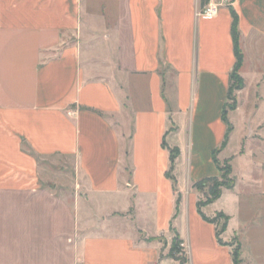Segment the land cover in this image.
Returning <instances> with one entry per match:
<instances>
[{
	"label": "crops",
	"instance_id": "0c3cea01",
	"mask_svg": "<svg viewBox=\"0 0 264 264\" xmlns=\"http://www.w3.org/2000/svg\"><path fill=\"white\" fill-rule=\"evenodd\" d=\"M207 2L0 0V264H181L176 237L185 264H234L244 231L242 264H264V218H241L264 201V0L199 19ZM226 162L201 211L230 218V246L194 187Z\"/></svg>",
	"mask_w": 264,
	"mask_h": 264
},
{
	"label": "trees",
	"instance_id": "16d2710c",
	"mask_svg": "<svg viewBox=\"0 0 264 264\" xmlns=\"http://www.w3.org/2000/svg\"><path fill=\"white\" fill-rule=\"evenodd\" d=\"M234 15V22H233V26H232V36H233V42H234V51H235V56L237 59L236 62V66L234 68V71L232 72L231 75V79H230V93L229 96L232 97V92L234 91V89L236 90H242L244 88V80L243 78L240 76V70L243 66V62H244V56L240 47V35H239V31H238V20L235 14ZM234 105L229 108L228 110H234L236 107V100L233 101ZM227 106L226 109L224 111V119L226 122H228L227 120ZM178 155V151H174L172 152V163H174V160L176 158V156ZM220 171L223 174L224 173V169L223 167H220ZM228 172L231 174V167H228ZM219 182V178H208L205 179L197 184H195V188L198 190H201L203 187H205L208 183H218ZM233 186V184L227 186V185H219L217 188L212 186L210 187V197L209 199L205 202L204 206L210 205L212 203H214L215 201H217L218 199H220L221 195H222V190L223 188H228L230 189ZM202 208V204L199 203L198 204V210L199 213L201 214L202 218L211 224L216 225L217 227V238H218V242L221 245H225V246H230V244H225L220 236L226 232V229L228 227V223L230 218L226 215H224L223 213H219L216 215V218L210 219L207 218L201 211ZM223 221V225L221 227V229L219 228V224L218 221ZM172 251L174 253H180V242L179 239L176 237L174 243H173V247H172ZM233 263L234 264H242V254H241V247L240 245H237L236 248L233 249Z\"/></svg>",
	"mask_w": 264,
	"mask_h": 264
},
{
	"label": "rangeland",
	"instance_id": "374dc122",
	"mask_svg": "<svg viewBox=\"0 0 264 264\" xmlns=\"http://www.w3.org/2000/svg\"><path fill=\"white\" fill-rule=\"evenodd\" d=\"M244 86H245V83H244ZM240 90H236L234 89V91L232 92V97H230V103L228 104V108H231L234 103L233 101L236 100L235 97H236V92H238ZM247 128H246V131L243 133V131H239L238 135H237V138L235 139V141L233 142V146H238V143L240 141V139H242V137H245L246 136V133H247ZM237 148V147H236ZM224 166L223 169H224V173L221 175V177L219 178V182L218 183H208L205 187H203L200 191L202 193V198L200 199V203L202 204V207L204 206L205 202L209 199L210 197V187L214 186V187H218L219 185H231V184H234L233 182V179L231 178L232 176V168H231V174L228 172V167H231V165L229 164V162L223 164ZM233 167H234V172L233 174L235 175V177H237V180L240 179L239 177H241V175L243 174V161L241 159H239L238 161H236L234 164H233ZM71 169H67V172L70 173ZM68 175V174H67ZM72 174L70 173V175L68 176L71 177ZM63 189V188H62ZM66 190V189H64ZM69 190V189H68ZM70 191V190H69ZM68 191V192H69ZM259 198V197H258ZM248 201H249V204H251L252 206H246L243 210H242V213H241V218L243 220V218L245 217L246 219H254L256 220L257 222H261L262 221V218H264V201H261L262 199L258 200L256 198L253 197L252 194L250 193H247V198H246ZM254 202L257 203V209L254 208ZM260 204V205H259ZM216 218V217H215ZM210 219H213V218H210ZM218 224H219V228L221 229L222 225H223V221H218ZM237 226V225H236ZM259 231V230H257ZM256 232V230H255ZM249 231H244L243 232V235L241 234V237H239L238 240H236V245H242L241 244V241L242 243H244V245L246 244L245 248L242 249V251L244 252V255L243 257L245 259H248L249 256L252 254V251H253V248L254 246H249V243L247 242L248 241V238L250 237V234H248ZM257 237L262 239V242L261 244H263V239H264V235L260 232V234L257 233ZM241 238V240H240ZM235 245V244H234ZM236 248V247H234ZM257 252H258V256H261L262 257V252H263V248L262 246H259L258 249H257ZM181 253V252H180ZM180 261L181 264H185L187 262V255L185 253H174L173 254V257H175Z\"/></svg>",
	"mask_w": 264,
	"mask_h": 264
},
{
	"label": "built area",
	"instance_id": "2783aa9c",
	"mask_svg": "<svg viewBox=\"0 0 264 264\" xmlns=\"http://www.w3.org/2000/svg\"><path fill=\"white\" fill-rule=\"evenodd\" d=\"M223 3V0H208L207 4L198 10L197 17L202 20H213L217 17Z\"/></svg>",
	"mask_w": 264,
	"mask_h": 264
}]
</instances>
